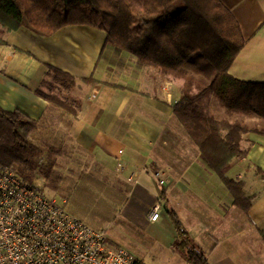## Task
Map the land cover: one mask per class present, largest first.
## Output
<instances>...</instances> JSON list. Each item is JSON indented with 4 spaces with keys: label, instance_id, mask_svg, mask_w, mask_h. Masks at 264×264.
I'll return each instance as SVG.
<instances>
[{
    "label": "crops",
    "instance_id": "crops-1",
    "mask_svg": "<svg viewBox=\"0 0 264 264\" xmlns=\"http://www.w3.org/2000/svg\"><path fill=\"white\" fill-rule=\"evenodd\" d=\"M222 2L247 40L230 72L264 81V0ZM0 38V107L39 121L34 140L42 153L30 179L38 175L46 185L53 177L67 187L69 213L104 229L111 243L144 261V248L153 258L179 252L168 214L174 210L210 264H264V179L257 174L264 172V135L248 133L246 156L227 172L244 181L251 197L246 212L174 117L182 80L138 67L128 54L106 45L105 30L90 25H66L48 36L25 26L4 33L0 26ZM53 69L77 86L65 87ZM92 76L96 80L83 81ZM44 92L57 93L73 107L56 106ZM132 172L134 181L128 179ZM157 203L164 209L152 221L149 212Z\"/></svg>",
    "mask_w": 264,
    "mask_h": 264
},
{
    "label": "trees",
    "instance_id": "trees-1",
    "mask_svg": "<svg viewBox=\"0 0 264 264\" xmlns=\"http://www.w3.org/2000/svg\"><path fill=\"white\" fill-rule=\"evenodd\" d=\"M71 24L105 30L106 45L128 54L138 67L182 80L174 117L234 202L247 212L251 197L244 191V181L229 178L227 172L248 152L244 137L250 132L264 135V81L230 72L247 40L239 20L222 0H0L4 33L25 26L48 36ZM0 44L5 40L0 38ZM53 70L65 87L77 86L67 73ZM94 80L92 76L83 81ZM43 94L60 108L73 107L57 93ZM39 127L38 120L22 111L0 107V164L13 166L30 179L42 153L33 137ZM257 174L264 179L261 169ZM168 214L177 233L174 249L190 264H210L177 213L169 210ZM135 264L146 263L137 259Z\"/></svg>",
    "mask_w": 264,
    "mask_h": 264
},
{
    "label": "built area",
    "instance_id": "built-area-1",
    "mask_svg": "<svg viewBox=\"0 0 264 264\" xmlns=\"http://www.w3.org/2000/svg\"><path fill=\"white\" fill-rule=\"evenodd\" d=\"M136 176L132 172L128 179ZM68 198L50 196L13 166L0 164V264H135L138 258L111 243L104 229L69 213ZM163 209L155 204L149 218L158 220Z\"/></svg>",
    "mask_w": 264,
    "mask_h": 264
},
{
    "label": "rangeland",
    "instance_id": "rangeland-1",
    "mask_svg": "<svg viewBox=\"0 0 264 264\" xmlns=\"http://www.w3.org/2000/svg\"><path fill=\"white\" fill-rule=\"evenodd\" d=\"M108 55H110L109 51L107 50V53L104 57H108ZM115 59V58H114ZM125 63V60H123L121 57H118V59L116 58V64L122 68V70H124V66L121 63ZM121 65V66H120ZM125 71V70H124ZM65 94V97H67V94ZM63 94V96H64ZM36 140V136H33ZM34 161H36V159L34 158ZM34 166H36V164H34ZM43 169V168H42ZM32 176V175H31ZM36 177V179L34 178V183H38L40 185H42V187L45 189L46 193L50 196H54L56 195V192H59V194H64V192H66L68 189L67 187L61 185L60 183H58L56 181V179H54L53 177H50L47 182L46 185H44L45 181L40 180V178H38V175L34 176ZM30 181H33L31 179H28ZM63 193H60L62 192ZM68 195V194H67ZM141 251L144 254V262L146 264H190L187 259L185 258V256L183 254H181L180 252H177L176 255L172 254V252H167V253H162L159 254L157 257H151V255L153 254L152 251H149L148 249H141Z\"/></svg>",
    "mask_w": 264,
    "mask_h": 264
}]
</instances>
